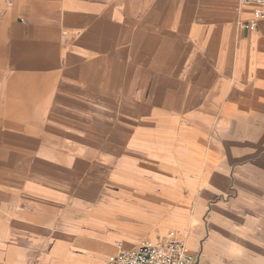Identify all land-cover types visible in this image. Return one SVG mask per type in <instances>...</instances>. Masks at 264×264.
<instances>
[{"label": "crops", "instance_id": "0c3cea01", "mask_svg": "<svg viewBox=\"0 0 264 264\" xmlns=\"http://www.w3.org/2000/svg\"><path fill=\"white\" fill-rule=\"evenodd\" d=\"M255 7L0 0V264H105L192 227L204 264H264Z\"/></svg>", "mask_w": 264, "mask_h": 264}, {"label": "built area", "instance_id": "2783aa9c", "mask_svg": "<svg viewBox=\"0 0 264 264\" xmlns=\"http://www.w3.org/2000/svg\"><path fill=\"white\" fill-rule=\"evenodd\" d=\"M238 4L253 2L255 7L253 19L248 25L255 26L264 18V0H236ZM105 264H204L201 255H194L173 230L167 232L163 239L145 240L134 249L120 248L111 255Z\"/></svg>", "mask_w": 264, "mask_h": 264}, {"label": "rangeland", "instance_id": "374dc122", "mask_svg": "<svg viewBox=\"0 0 264 264\" xmlns=\"http://www.w3.org/2000/svg\"><path fill=\"white\" fill-rule=\"evenodd\" d=\"M249 24V22H246V26ZM156 118V117H155ZM155 118H153V119H155ZM173 123H176V122H173ZM179 123V122H178ZM154 124V123H153ZM194 232H196V230H195V228H189L188 230H185V241H186V244H187V246H188V241H189V237H190V235H192ZM117 253V252H116ZM116 253H114V254H116ZM114 254H111V255H114ZM110 255V256H111ZM110 256H108V258L110 257ZM107 258V259H108Z\"/></svg>", "mask_w": 264, "mask_h": 264}, {"label": "bare ground", "instance_id": "6f19581e", "mask_svg": "<svg viewBox=\"0 0 264 264\" xmlns=\"http://www.w3.org/2000/svg\"><path fill=\"white\" fill-rule=\"evenodd\" d=\"M236 1V0H235ZM236 3L238 4V2L236 1ZM185 244H186V241H185ZM186 246H187V244H186ZM188 248H189V246H187Z\"/></svg>", "mask_w": 264, "mask_h": 264}]
</instances>
